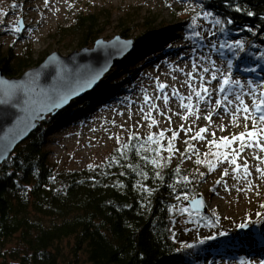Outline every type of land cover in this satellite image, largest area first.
Masks as SVG:
<instances>
[{
    "label": "rangeland",
    "instance_id": "obj_1",
    "mask_svg": "<svg viewBox=\"0 0 264 264\" xmlns=\"http://www.w3.org/2000/svg\"><path fill=\"white\" fill-rule=\"evenodd\" d=\"M174 9L195 14L196 18L189 27L195 29L201 38H205L208 48L199 47L185 37L184 20L173 17ZM205 12L207 11L199 0H0V48L11 51L14 59L28 55L32 59L28 70L36 68L46 57L55 53L68 57L83 48L93 49L97 40L110 42L119 37L120 40L133 42L148 28L157 37L156 48L148 50L139 59L131 52L135 47L133 45L99 80L98 83L103 81L105 84H116L119 92L112 94L113 98L95 105L84 119H67L65 124L61 122L64 126L56 128L57 124L54 127L56 129L52 126L49 132L46 131L49 161L58 169L78 170L100 165L114 148L134 134L146 139L163 132L164 145L168 146L171 141L175 150L193 149L200 152L212 140H219V145L222 146V138L231 140L233 136L253 129L257 132V139L264 145V131L259 126L261 122L256 114V103L260 101L264 91V72L243 74L232 66L231 79L239 80L244 87L230 84L226 86L224 93L219 92L222 74L227 75L229 72L230 60L222 58L224 48L234 42L242 44L246 37L227 36L224 24L215 23L219 17L212 13L205 17ZM90 15L98 17L99 26L95 30L98 38L83 45L80 31H70L77 25L80 16ZM17 28L19 31L14 30ZM121 31H124L125 38L120 36ZM262 39L264 41V36ZM221 45L225 46L222 48ZM258 47L264 48V44H258ZM212 49L219 50L220 53ZM187 56V60H182ZM129 57L128 65L133 66L132 68L129 67L126 71L117 68L119 63ZM175 62V66H168ZM193 64L196 65L194 70L200 75L198 78L202 77L201 80L208 83L212 93L207 100L210 101V106L201 105L205 100L200 101L203 99V89L197 85L198 82L189 85L188 95L195 102L191 108L182 107V104H186L184 98L178 99L175 93L164 89L162 92L160 89L162 83L175 80L179 71L186 77L184 70L192 68ZM204 68H208L209 72H204ZM212 74L217 76L216 80L211 79ZM109 75L112 78L106 79ZM196 91L201 92L200 98L196 97ZM231 92L240 94L249 113L233 111L225 114L221 110L223 105L215 107L216 100L223 101L224 96ZM165 95L169 98L167 105L163 100ZM221 111L222 116H219L218 112ZM209 114L211 120L205 119ZM245 115L248 116L247 120L243 118ZM49 117L51 115L42 121L43 127L50 123ZM202 128L207 129L201 134L204 138L194 139ZM173 132L178 133L174 140ZM231 145L235 146L236 151L224 158L202 185L204 193L211 192L209 197L202 198L205 213L192 212L187 207V202H184L181 210L188 211L177 210V218L182 239L194 242L199 238L223 236L228 237V243L232 246L223 248L222 245L213 244V250L193 264H246L244 256L249 249L260 248L255 252H264L261 250L264 249V207H261L264 205V174L257 171V168L264 170V151H260L255 145L241 148L239 141ZM187 154L190 155V152ZM233 159L236 164L230 163ZM190 161H185L184 164ZM245 166L247 173L244 171ZM225 172L228 174L224 175ZM241 178L245 179L242 186L236 183L241 182ZM232 183L237 185L233 186ZM240 188L254 192L253 200L235 214L231 204L238 199ZM227 193L230 194L227 202L225 199L219 200L218 197ZM206 215L210 219L202 226L195 222L196 219L193 220L194 217L203 218ZM185 222L188 223L187 226H184ZM242 224L245 227H240ZM247 233L255 238L254 242L246 239ZM181 263V260L167 259L160 264Z\"/></svg>",
    "mask_w": 264,
    "mask_h": 264
},
{
    "label": "trees",
    "instance_id": "obj_2",
    "mask_svg": "<svg viewBox=\"0 0 264 264\" xmlns=\"http://www.w3.org/2000/svg\"><path fill=\"white\" fill-rule=\"evenodd\" d=\"M199 1L205 11L219 17L227 36L246 37L242 50L234 42L232 48H224L222 58L234 62L235 70L243 74L264 72V48L258 47L264 44V0ZM172 15L184 20L187 39L208 48L205 38L189 27L195 14L174 9ZM97 21L94 15L80 16L70 32L79 30L81 44L92 43L98 38ZM120 36L126 37L124 31ZM156 38L151 28L146 29L133 41L132 54L140 59L157 47ZM130 58L117 68H132ZM31 60L26 54L14 59L11 51L0 48V69L8 78L20 77ZM107 83L101 81L49 117L45 127L41 123L0 165V264H160L167 259L193 264L212 251L213 244L232 246L223 236L182 239L177 210L181 212V205L196 195L210 196L202 185L234 145L217 147L220 141L212 140L200 152H169L160 135L149 140L134 134L100 165L58 169L49 161L46 131L64 126L67 119H84L95 105L113 98L119 90ZM259 126L264 130V122ZM201 217L193 219L200 226L210 219Z\"/></svg>",
    "mask_w": 264,
    "mask_h": 264
},
{
    "label": "water",
    "instance_id": "obj_3",
    "mask_svg": "<svg viewBox=\"0 0 264 264\" xmlns=\"http://www.w3.org/2000/svg\"><path fill=\"white\" fill-rule=\"evenodd\" d=\"M20 30L22 27L20 26ZM133 47L132 41L94 42L68 57L57 53L20 77L8 78L0 69V165L25 142L48 115L54 116L71 101L91 91L108 70ZM118 48H120L118 51ZM195 213H205L202 197L187 201Z\"/></svg>",
    "mask_w": 264,
    "mask_h": 264
},
{
    "label": "bare ground",
    "instance_id": "obj_4",
    "mask_svg": "<svg viewBox=\"0 0 264 264\" xmlns=\"http://www.w3.org/2000/svg\"><path fill=\"white\" fill-rule=\"evenodd\" d=\"M189 56L187 57H183L182 60H187ZM181 60V59H180ZM192 61V60H191ZM177 62L175 63H172L171 65H168V66H175ZM190 66V64H189ZM179 67V66H177ZM176 67V68H177ZM178 71V70H177ZM186 71V77H184L182 75V72H178V76H176L175 80L171 79L170 81H167V82H164L162 83L161 85H165L166 87L164 88V90H169L173 93H175L176 97L178 99H183L185 100V103L188 104L190 106V108L195 104V102L191 99V97L188 95L189 94V85L192 86L193 83H197V85H199L201 87V89H203L204 87L208 88L209 90V87L207 86V82H203V80H201V78H198L200 75L194 70V68H189L184 70ZM159 73V72H158ZM190 74V75H189ZM174 81L176 82V84H174ZM162 90V92L164 91ZM184 94H187L188 96H185ZM202 100L200 101H204V102H201V105L203 106H210V101H207L209 98H210V95H212L211 91L209 90L208 93H204L202 94ZM236 95H240L239 93H236V92H231L227 97H228V100H231L232 101V104H228V102L226 100L223 99L222 101V109L223 112L225 114H229L230 112H233V111H236V108L237 107H242L240 105V101H237L235 99V96ZM190 97V99H189ZM227 110V111H225ZM222 111L221 112H218L219 113V116H222ZM240 112H243V111H240ZM220 118V117H219ZM241 180V182H236V183H240V185L242 186V184H244L245 182V179L244 178H241L239 179ZM249 180V179H248ZM247 180V181H248ZM249 182H251L249 180ZM248 182V183H249ZM233 184V183H232ZM237 184H233V186H236ZM239 190V195H238V199H236V202H234L233 204H231L232 206V209H234V212L236 214V212L240 211V210H243L247 203L252 201L253 200V193L254 192H250L249 189L247 188H240L238 189ZM235 192V191H233ZM216 194V191H214V195ZM229 193L227 194H223V196L221 197H218L219 200H222V199H225V201L227 202L228 201V197H229ZM236 195V194H235ZM217 200V199H216ZM216 200L213 201V203L216 202ZM224 201V202H225ZM227 205V204H226ZM248 235V233H247ZM245 236V235H244ZM246 239L250 242H254L255 241V238L252 237V236H246ZM260 248H251L247 251L246 253V264H250L249 262H251L252 264H261V261H264V252L263 251H258L257 253L255 251L259 250ZM261 250H264L263 248H261ZM243 252H244V249H243Z\"/></svg>",
    "mask_w": 264,
    "mask_h": 264
},
{
    "label": "snow or ice",
    "instance_id": "obj_5",
    "mask_svg": "<svg viewBox=\"0 0 264 264\" xmlns=\"http://www.w3.org/2000/svg\"><path fill=\"white\" fill-rule=\"evenodd\" d=\"M237 11H239V9H237ZM204 15H205V17H207V16H210L211 13L205 12ZM215 23L216 24H220L221 21L220 20H216ZM227 23L231 24L232 21L229 20V21H227ZM14 30L15 31H19L18 28L17 29H14ZM196 35L199 36L200 34L199 33H196ZM224 46L225 45H221L222 48ZM227 47L232 48L233 46L232 45H227ZM236 47L241 48V50L243 48V46L240 45V44L236 45ZM195 67H196V65L193 64V68H195ZM231 68H232V64L229 61L228 62V69H229L228 74L227 75L222 74L223 79H222V82H221L220 87H219V92L220 93H224L226 86H228L230 84H235V85H237V86H239L241 88L244 87V85H242L239 80L233 81L231 79ZM203 71L204 72H209V69L208 68H204ZM216 71H219V69H217ZM253 71H254V69H253ZM201 79H203V78L201 77ZM211 79L212 80H216L217 79V76L215 74H212ZM248 83H249V86H251V81H249ZM165 87H166L165 85H160L161 91ZM203 92L204 93H208L209 92L208 88L204 87L203 88ZM195 95H196V97L200 98L201 97V92L200 91H196L195 92ZM168 99L169 98L166 95L163 97V100H164L165 105H167ZM189 99H190V97H189ZM235 99L237 101H240V105L242 106V107H237L236 108V112L243 111L244 113H249V108H248L247 105L244 104V101L241 98V96L240 95H236L235 96ZM224 100H226L228 102V104H232V101L231 100H228V97L226 95L224 96ZM6 102H7L6 100L5 101H0V103H6ZM221 106H222V101L221 100H216L215 107L216 108H219ZM182 107L183 108H190V106L188 104H182ZM213 111H215V109H213ZM225 111H227V110H225ZM256 112L260 113L258 119L261 122H264V98H262L258 103H256ZM184 118L186 119V117H184ZM243 118L245 120H247L248 119V116L245 115ZM205 119L211 120V114H209L207 117H205ZM155 123L156 122L153 120V124H155ZM253 127H255V125H253ZM206 131H207V129H204V128L200 129V132L197 133V137H194V139L195 138L203 139L204 137L201 134L204 133V132H206ZM262 131H264V130H262ZM163 135H164V133L161 132L160 133V136L163 137ZM177 135H178V133L173 132L172 133V139L174 140L177 137ZM213 135H215V134L213 133ZM148 139L149 140H153V137L150 136ZM246 139H247V142H246ZM236 141H239L240 142L241 148H251V147H253L255 145L256 147H258L260 149V151H264V145H262L260 143L259 139H257V132H255V131H248L247 133H241L239 136H233L231 138V140H229L226 137L225 138H222L223 146H225V147H229L232 143H234ZM217 147H220V145H217ZM167 150L169 152H171L173 150V145H172L171 141H169V145H168V149ZM234 151H236V150H234ZM257 159H258V157H257ZM153 163H156V161H153ZM197 163H200V161H197ZM230 163L231 164H236V160L233 159V160L230 161ZM245 164H246V162H245ZM237 170H239V165H237ZM244 171L246 173L248 172L246 166H245ZM257 171L258 172H261L262 174H264V170H262V169L257 168ZM227 174H228L227 172L224 173V175H227ZM248 174L250 175V173H248ZM217 183H219V181ZM177 198L179 199L180 197H177ZM183 198L184 199H188L187 195H185ZM261 207H264V205H261ZM182 211L183 212H187L188 210L187 209H183ZM240 227L243 228V227H245V225L242 224V225H240ZM242 264H243V262H242ZM261 264H264V261H261Z\"/></svg>",
    "mask_w": 264,
    "mask_h": 264
}]
</instances>
